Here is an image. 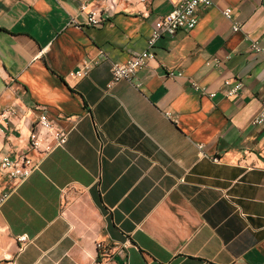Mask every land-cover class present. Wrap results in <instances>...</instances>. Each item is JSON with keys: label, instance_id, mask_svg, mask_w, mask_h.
I'll use <instances>...</instances> for the list:
<instances>
[{"label": "crops", "instance_id": "1", "mask_svg": "<svg viewBox=\"0 0 264 264\" xmlns=\"http://www.w3.org/2000/svg\"><path fill=\"white\" fill-rule=\"evenodd\" d=\"M213 1L109 89L172 0H0V155L38 165L26 180L0 166L1 264H264V0ZM44 110L68 133L46 156L29 146Z\"/></svg>", "mask_w": 264, "mask_h": 264}, {"label": "built area", "instance_id": "2", "mask_svg": "<svg viewBox=\"0 0 264 264\" xmlns=\"http://www.w3.org/2000/svg\"><path fill=\"white\" fill-rule=\"evenodd\" d=\"M142 2H148L149 0H141ZM214 4L213 0H172V10L165 16H161L155 22L151 35L148 39L147 49L136 54L125 63H113L111 70V81L108 84V88L111 89L114 85L121 81L132 82L137 73L142 68L146 67L151 60L155 58L153 49L156 43L166 35H174L181 29L192 30L197 24L196 11L199 8H208ZM86 5L82 6V10H85ZM223 14L227 19H231L232 8L226 7L223 10ZM88 25L93 27H100L103 25V18L100 13L96 11L89 12ZM233 31L238 32L241 30L240 24L233 25ZM250 48L256 53H264V48L260 47L256 41H251ZM218 65L221 61L218 58L214 60ZM90 63H85L74 74L78 78L88 76L90 72ZM169 77L183 76L182 73L177 75L173 71L168 72ZM191 86L195 92L202 96L214 98L217 95L216 91H212L209 88L202 86L198 82L192 80ZM225 96L233 98L239 96L243 90V83L238 79H227L224 81ZM12 111L8 110L2 114L6 119ZM254 123L256 125L264 126V109L255 118ZM38 127L42 131L34 130L29 136V146L34 152L40 153L46 156L52 153L54 150L60 147H64L68 141V133L61 130L54 122L49 118L47 111H42L39 115ZM203 145H198L201 156L204 155ZM217 161V159H214ZM0 166L5 170L11 178H17L20 180L28 179L37 169L38 165H35L33 160L27 154H21L15 158L8 155H0ZM183 181V180H182ZM10 194L4 193L0 195V208L8 200ZM18 242H28L27 236H20ZM102 248L101 245H99ZM1 264V263H0ZM6 264H13L8 262Z\"/></svg>", "mask_w": 264, "mask_h": 264}]
</instances>
